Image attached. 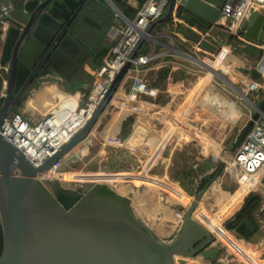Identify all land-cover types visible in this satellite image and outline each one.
Here are the masks:
<instances>
[{"label":"water","instance_id":"95a60500","mask_svg":"<svg viewBox=\"0 0 264 264\" xmlns=\"http://www.w3.org/2000/svg\"><path fill=\"white\" fill-rule=\"evenodd\" d=\"M2 6H13L17 12L7 17L10 24L0 59L6 76L0 126L44 80L69 83L104 43L112 22H122L120 17L111 19V13L123 14L113 0H0ZM221 8L222 3L207 0H170L147 33L156 36V31L178 21L185 37L215 53L218 46L202 38L201 32L214 26ZM243 27L248 38L261 39L264 13L252 10ZM145 41L138 44L131 60L136 59ZM131 60L84 126L38 167L0 133V264H186L188 258L212 262L221 254L215 242L225 231L244 240L258 232L259 227L247 213L260 203L264 181L215 232L204 227L194 212L215 184L222 186L221 173L254 122L264 116V101L256 105L252 118L223 148L210 168L212 172L200 175L195 183L201 186L187 193L192 201L178 210L181 221L170 232L155 227L134 205L131 190L120 193L103 178L77 191L65 189L54 179L50 189L41 179L57 162V171H66V158L71 153L82 161L88 158L94 144L93 130L130 76ZM251 75L259 79L260 67L251 69ZM223 79L251 101L231 81ZM73 102L76 109L77 102Z\"/></svg>","mask_w":264,"mask_h":264},{"label":"rangeland","instance_id":"374dc122","mask_svg":"<svg viewBox=\"0 0 264 264\" xmlns=\"http://www.w3.org/2000/svg\"><path fill=\"white\" fill-rule=\"evenodd\" d=\"M16 12H17V10L12 6L7 17H10L11 15L13 16ZM235 42H239V40H236ZM224 45L228 46L229 44H224ZM245 45L247 46L248 44H245ZM245 45L239 43L236 48H243V47H245ZM242 51H244V50L236 51V49H235L233 51V54L238 59L236 61H240V60L244 61V58H247L246 65L243 66L241 69L236 68L235 64H231L228 61L230 58L229 56H227V58H224L225 60H222L221 58H223V57H221V55H218V58L220 59V60L219 59L218 60L221 61L222 63H228L229 65H231L233 70L236 68L238 73L248 76L247 74L249 73V69H251V67L254 66L255 63L257 62V52L253 51L251 53H248V52L243 53ZM223 53H225V52L223 51ZM215 55H217V53ZM183 57L188 59V56H183ZM176 58L178 60L182 59L178 55ZM207 58L214 60L213 56H208ZM188 61L189 62H187L183 59L182 63L180 65L176 64V67L181 68L180 71L177 70L176 67H175L176 69L170 68L168 70L170 73L167 75L169 80L166 77L165 80L158 81L157 85H154L153 83L159 79L160 72H159V75L147 72L146 75L143 77V82L146 84L147 91L149 92V93L147 92L148 94H146V95H149L151 93L152 94H155V93L159 94V92L163 93L166 96L169 95L170 96L169 100L161 101V102H166V103L170 102V106L168 105L169 109H168V106L165 108L166 109V117H164V119L163 118L162 119H156L155 116L153 115L154 114L153 112L152 113L150 112L151 115H149L148 113L143 114L140 111H136L137 108H133L130 111L126 112V114L124 116L125 120H123L122 123H126L131 118H133V119H136V121L140 122L139 124H143V125L149 127L150 129L155 130L153 132H156L159 130L155 134L153 140H150V138H148L147 136H143V134H145V131H147L148 129H146L145 127H140V128H144L141 130L146 129L143 134L140 133V136L142 135V137H145L144 143H143L144 145L141 148L142 149L141 154L132 153L130 151L131 149L130 150L124 149V152H126L125 155L118 156V154L115 151L117 148H115L111 145V146H108L106 148V150H105L106 152H105V154H103L104 157L100 159V156H99L100 154H98V153H100L99 148L101 146L102 141L99 138L97 141V144H93L92 149H91V154L88 156L87 159H85L83 161L80 159H77L73 153L69 154L66 158L68 161V164H69L66 171H69L72 173H74L75 171H80V170L81 171L83 170L85 172H96V173H100L101 171H105V172L108 171L109 174L114 173V172L130 171L133 174H135V176L137 174L142 173V174H140L142 176V178L145 176H153L155 178L158 177L159 181H161V182L163 181V182L158 188L156 187L157 189L155 188L154 190H152L150 192V194L148 193L147 194L148 197L145 195L146 186L144 184H143V186H140V188H139V186L135 187V185H134L135 183L132 182L133 185L131 187V185L129 184L130 181H127V179H125L126 189H120L121 184H118L119 187H116V186H113V187L116 188L120 193H123V194L126 193L128 190H131V188H134V190H131L132 194L130 196V200L134 203L135 206H136V201H137L136 207L139 210H141L148 217L150 222H151L150 218L153 217L156 220V223L158 225L161 224L164 228H170L172 226V220L180 216V213L178 210L181 211L182 207H183L182 205H184V204H181L182 201H179L178 197L175 198V194L179 193L178 192L179 188L181 191H183L182 194H184V192H185L186 198L188 199V197H189V195L187 194L188 187H190V188L194 187L193 181H190V182L186 181V179H184V176H182L178 180L177 179L175 180L173 178V175H175V173L177 171H179L180 169L182 170L186 166L194 165L195 163H197L196 161H198L197 160L198 157L202 156L204 154L203 149L206 146L209 147L210 144L213 143L212 141H214V140L210 141L211 139L210 140L207 139L201 131H199L197 128H195V125H197L198 122L200 121V120H196L197 118H195V115H197L196 117H200L199 111L201 113H207L206 116H209L211 113H214L215 117H217V118L214 119V122L212 123V126L210 128L216 129L215 132L219 131L225 125L222 136L219 139V142H221V143H218L219 145L216 144L213 151H212V153H215L214 156L212 154L211 155L210 154L204 155L205 160L201 164V167L204 169V171H203V173H204L206 171L211 170L210 164L212 163V165H213L214 164L213 161L214 160L216 161L217 157H220V155L223 151V148L232 139L237 137L238 132H240V130H242L245 127L246 122L249 120L248 119L249 115L251 113H255V110H256V107H254L248 99H246L244 96H242V95L238 94L236 91H234L228 85V83H226V81H224V79L222 77L211 73L208 69L204 68L203 66H201L198 63L190 61L189 59H188ZM203 61L205 63L209 64L210 66L214 67V68L216 67V65L213 64L214 62H211L207 59H204ZM216 62H217V60L215 61V64H216ZM184 67H188L192 72H194L196 74L195 77L193 75V76H191L190 79L187 80V83H185V86L190 84V88H191L190 90H192L196 87L195 85H197L199 82H202L203 84H205L206 89H207L206 94L203 95V97H202V100L195 101L194 104L192 103V107H190V109L193 107H195V108L193 111H191V114L189 117L181 115V110L183 108H186V107L189 108L190 103L188 100H189L190 90L188 91V89L185 86H184L185 88H183V87L181 88L179 86L180 83L177 82L178 81L177 80L178 72H182ZM221 68H222V65L219 66L217 68V70L222 73L223 77H225L227 80L231 81L235 86H237L241 91H243L247 95V97H249L252 100L253 94H251V93L252 92H258V89L256 86H254V88H251L249 86L250 82L252 81V80H250V77L244 78V82H243V80H241V78L238 77V75L236 73L233 74V72L231 70L225 73V71H223ZM141 71H139L138 73L142 74ZM132 73H136V72L133 71ZM246 83H248V86ZM202 94H204V93H202ZM207 94H209L208 97H206ZM115 95H114V97H115ZM263 95H264V91H263ZM114 97L112 98L113 102H111V104H109V106L106 109L107 115L99 123H97V125L95 126V128L93 130V132L95 134L98 133L99 135H103V136L106 135L108 133L107 128L110 125L109 122L112 120H117L116 115L120 111V107H119V105H117V106L115 105ZM147 97H149V96H147ZM172 97H173V100H172ZM165 99H166V97H165ZM231 99L232 100L234 99V101L236 103L232 102ZM143 101L147 102V106L148 105L152 106V104H153L148 99H143ZM207 101L209 102V105L207 104L208 103ZM263 101H264V99H263ZM178 103H180V104H178ZM213 103H216L215 104L216 107H214L212 110H209L210 105L211 104L213 105ZM144 104H146V103H144ZM244 104L247 105L248 108L249 107L250 108H249V110H246L247 112H243V116H242V118H240L242 112L240 110H238V108H236V105L243 106ZM256 105H257V103H256ZM216 109H217V112H216ZM197 110H198V112H197ZM31 111H32L33 115H35V113L36 114L38 113L35 110H33V108ZM46 114H48V112H46L45 114L38 113L36 115V117H38V119H39V118L44 117ZM179 115L181 117L182 116L184 117L181 122L179 120ZM172 117H173V119H172ZM162 120L164 121V123ZM238 120H239V122H238ZM263 120H264V118H263ZM136 121H134V122H136ZM120 122H121V120H119V124H120ZM204 123L206 124V125H204V127L205 128L208 127L207 125H209L208 124L209 122H204ZM236 123H237V126L234 129L235 131L232 133L230 138H228ZM132 125L133 124H131V125L128 124V126H127L125 124V128L122 129V132H121L122 135L123 134L126 135L128 133L126 135L128 137L130 135V133H133V130H134L133 128L138 127V126H142V125H138V126L133 127ZM199 126H201V125H199ZM115 128H114V130L116 131ZM182 132H186L185 134H188V139H185V138H183L185 140L182 139V137L180 136V134H182ZM136 133H137L136 130H134L133 134L136 135ZM214 134L216 135V133H214ZM122 137L120 138V136H119L118 139L117 138L114 139L110 144L120 146V144H122V142H121ZM169 137L171 138L170 139L171 142L168 145L167 149L163 152V150L167 146L166 143L164 142V139H168ZM126 138L124 137V140ZM154 141L161 143V144H164V143L165 144H164V147L160 146V147H162L161 150L159 149L157 151V154H156L157 159H155L154 162H151L150 160L154 159V154L151 153V151H150L151 147L150 146L151 145L153 146ZM147 143H149L148 144L149 147L146 146ZM126 146H127V144H126ZM175 146H176L177 150L170 157L169 156L170 150H172L173 147H175ZM211 147H212V145H211ZM216 149H217V151H214ZM239 149H240V147L238 148V150ZM120 152H122V150H120ZM160 155H161V157H160ZM169 157L171 160L167 159ZM92 158H95V159H92ZM141 160L150 161L148 164L149 166L143 165V163L140 162ZM88 161H91V162L88 163ZM236 162H238V161L236 160ZM153 165H157V167H155V169L152 170V172H151L152 174H150L149 172H147V173L141 172L143 170V166H145V167H147V169H149ZM147 171H149V170H147ZM234 171H235V168H233V166H232V159H231L227 162V164L224 167V171L221 173V177H220L221 180L224 182L226 177L229 176L230 173H232V172L234 173ZM66 173L63 174V177H65ZM200 173H201L200 175L203 174L202 172H200ZM83 175H84L83 173L78 175L77 180H79ZM101 177L99 176L98 179H100ZM196 177H197V174H195L193 176V180ZM243 178L245 179V177L243 175H241L240 177H234V181H232V184H228V185L223 184L221 186V188L223 190H225L226 192H229V194L230 193L234 194L235 192H237L239 186L244 181ZM50 179L56 180L57 184L64 187L65 189H71L73 191L78 190L79 187L83 186L84 184L96 183L93 181L77 182V180L57 179V178H54L53 173H51V171H49L45 175L44 182L46 183V185L50 189H52V186L50 185V181H51ZM259 180H257V182ZM171 182H173V185H171ZM257 182L254 183V187H256ZM226 183H228V181H226ZM169 187H170V190L168 189ZM162 194L166 195L163 201H161V199H162L161 195ZM192 195H193V193H192ZM243 203H244V201H242L240 208L242 207ZM215 209H216V207H215ZM144 210H146L147 213H145ZM234 213H232L231 215H233ZM231 215L226 217L223 220L224 222L222 221V223H225V221L227 219H229V217H231ZM202 225L204 227H206L204 224H202ZM262 237H264V232L258 231L251 238H249L248 243H250V244L242 245V247H239L237 245H226L222 241L217 239V241L215 242V245H217V247L221 249V254L219 255L217 260L212 261V262L211 261H207V262H208V264H252L250 262H251V259H253V256L255 254V253H253V250L259 244L257 239L260 238L259 240H261ZM237 238L242 239L240 237H237ZM243 248L247 249V250L245 249L247 254L250 255V253H252L251 258H249L250 256H248V257L246 256L247 258H249V260H245L246 263H242L243 260H241L237 255V253L241 252V250ZM263 254H264V251L262 253H260V255L258 257H257V255H255L257 262H255L253 264H264V255ZM199 261H201V259L194 258L193 261L190 262V264L191 263L196 264Z\"/></svg>","mask_w":264,"mask_h":264},{"label":"crops","instance_id":"0c3cea01","mask_svg":"<svg viewBox=\"0 0 264 264\" xmlns=\"http://www.w3.org/2000/svg\"><path fill=\"white\" fill-rule=\"evenodd\" d=\"M143 1L144 0H113V2L115 3V5L127 17H128V15L124 11L125 10L126 11L128 10V12H129L130 9H133V10H135V12H137V9L143 3ZM207 1H209V2H211L213 4H217V3H222L223 2V0H207ZM123 6H125V7L123 8ZM10 17H12V15ZM110 17H111V19H114L116 17L115 16V12L111 13V16ZM260 23L261 22L259 21V24ZM9 24L10 23L8 22V20H6L5 24L0 29V59H1V54H2L3 47L5 45V39H6L7 31H8V28H9ZM117 24L118 23H116L114 21L112 22V25H117ZM180 24H182V23H180ZM180 24H179L178 21H173V22H170L169 23V28L168 29H163L161 32H157L156 31V36L159 38V40L161 39L163 41L162 43L161 42H159V43L158 42L157 43H152L150 41H145V43L141 47L140 51L142 49L147 50V52L153 51L157 55V57L149 65H146L145 67L142 68V71H141L142 74H139L138 73V75L140 77L143 78L146 75L147 72L148 73H153V74H158L159 75V72H161V71H164V70L165 71L166 70L168 71L170 68H175L176 67V64L177 65H180L182 63V60L183 59L185 61L189 62L188 59L184 58L182 55L179 54L178 50H182V51L186 52L187 54H193V55H196V56H200L201 55L202 52L195 46V44L191 40H189L187 37H185L180 32V30H179L180 29ZM206 30H208V29H206ZM212 33L214 35H216V36L219 37L218 40L211 39L212 40L211 42H213L214 44H216L218 46V50L215 53H217V54L219 53V55H221V57H223V58H227V56H229L230 58H229L228 61L231 64H235V67L238 68V69H241L243 66L246 65L247 58H244V61L243 60L236 61L238 59L233 54V51L238 46L239 42H235L234 40H231V39L230 40L229 39H225L224 41L221 40L222 37H223V33L219 29H217V28H214L212 30ZM259 37L257 36L256 39H251V40H254L256 42H261V43L264 42V34H263V36H261V39ZM224 44H229V45L228 46H225ZM114 45H115V41L111 40L107 36V34H106V37L104 39V43L102 42L100 48H98L96 50V52L94 53V55L89 60H87L85 62V64L81 68V70L73 77V79L69 83H61V82H58L57 80H49V79L44 80L43 82H41L39 84V86L36 89H33V92H32V94H30L29 97H27V98H25L23 100L22 104L18 107V110H20L23 113H25V115L31 121L37 122L39 119H41V118L38 119V117H36V115L38 113H42V114H45L46 112L50 113L51 111H53L57 107L61 106L62 105V102L58 101V97H57V92L58 91L57 92H53L52 97L50 99L46 100V101H43V103H39V102L38 103H35L34 101H31V100H35L36 98H39L40 102H42L43 95L45 94V91H47L49 89H52V88H56V87L60 88L61 90L64 91V93H66L67 95H69V97H70L69 103H74L73 101H76L78 103V106L79 107L82 106V105H84V103L88 99V93H89L88 87H90L92 85V83L94 82V80H95V76H94L95 71L100 66L107 65L110 62V60L112 58V54H113V47H114ZM243 48H238V49L239 50H244V51H242L243 53H246V52L251 53L253 51L254 52H257V62L255 63L254 66L251 67V69L257 68V67L259 68L261 66H264V51H262L259 47H256L254 45H247V46L245 45V47H243ZM223 51L225 53H223ZM177 55L179 57H181L182 59L181 60H178L176 58ZM213 64L216 65L217 68L222 65V68L221 69L223 71H225V73L231 70L233 72V74L236 73L238 75V77H240L241 80H243V82H244V78H246V77H248V78L250 77V80L253 79L252 78V75H251V69H249V73L247 74L248 76H246V75H243V74L238 73L237 70H236V68L233 70V68L231 67V65H229L228 63H222L220 61V62H216V64L214 62ZM0 66H1V63H0ZM188 67H184L183 68V70H182V71H184V74L183 75H182L181 72H178V77H177V80L178 81L177 82L180 83L179 86L181 88L182 87L183 88L186 87V88L191 89L190 88V84H188L187 86H185V83H187V80L190 79L191 76L194 75V77H195L196 74L194 72H192ZM216 67H215V69H217ZM176 68L179 71L181 69V68H178V67H176ZM0 73H2L5 76V72H4L3 69L0 71ZM169 73L170 72L168 71V74ZM134 75H136V73H132V76H134ZM166 77L169 80L168 76H166ZM165 78H164V80H165ZM5 80H6V76H5ZM195 86L196 87L193 89L194 95H192V97H190V95H189V100H188L189 103H190L189 108L186 107V108H183L181 110V115H183V116L189 117L190 114H191V111H193L194 108H195V107H193V108L190 109V107H192V103L194 104L195 101L202 100L203 95L206 94V90L207 89H206L205 84H203L202 82H199ZM202 93H204V94H202ZM157 94L156 93L155 94H152L151 93L149 95H142V94L135 95V93H133V91H132V81L130 79H126V81L123 82L121 90L114 97L115 105L116 106L119 105V107H120V111L116 115L117 120H112V121L109 122L110 125L107 128L108 133L106 135L103 136V135H99L98 133H96V134L94 133L95 134V137L93 139V141H94L93 143L94 144H97V141H98L99 138L102 141L101 142V146L99 148V151H100V155H99L100 156V159L104 157L103 156V151L106 152L105 151L106 148L108 146H111V145L113 147L117 148L115 151L118 154V156L125 155L126 152H124V149H128V150L131 149L130 151L132 153H136V154L139 153V154H141V152H142V149L141 148L144 145L143 143H144V138L145 137H142V135L140 136V133L143 134L144 131L146 129H148L147 131H145V134H143V136H147L148 138H150V140H153L155 134L159 130L156 131V132H153L155 130L150 129L149 127H147V126H145L143 124H139L140 122L136 121V119H133V118H131L126 123H122V121L125 120V117L124 116H125L126 112L130 111L133 108H137L136 111H140L143 114H147L148 113L149 115H151V113L153 112L154 113L153 115L155 116L156 119H162V118L164 119V117H166V109L165 108L168 105L170 106V102L169 103H166V102H159V103H157L156 102L157 101V97H158ZM251 94H253L252 101L255 104V106H256V103H257V106H258V105H260L263 102V99H264L263 93H261V92H252ZM208 95L209 94H207L206 97H208ZM147 96H149V97H147ZM163 97H166V99L164 98L161 101H167V100H169V97L170 96L169 95L166 96V95L163 94ZM143 99L150 100L153 103L152 106L151 105H148L147 106V102L146 101H143ZM172 100H173V97H172ZM232 102H235L234 99L232 100ZM144 103H146V104H144ZM29 104H35L39 108V110L38 109L35 110L36 112H38L37 114L36 113H35V115L32 114V111H30L31 109H28L29 108ZM178 104H180V103H178ZM207 104L209 105V102ZM215 104L216 103H213V105L211 104L210 107H209V110H212L214 107H216ZM169 106H168V109H169ZM236 108H238V110H240L242 112L241 113V116H240V118H242L243 112H247L246 110H249L250 107L248 108L247 105L244 104L243 106L236 105ZM73 111H74V109H72V112ZM197 112H198V110H197ZM216 112H217V109H216ZM206 114L207 113H201L199 111L200 117H196L197 115H195V118H197L196 120H200L198 122V124L195 125V128H197L199 131H201L207 139H209V140L211 139L210 141L214 140V141L217 142V139H216L215 134H214V131L216 129L210 128L212 126V123L214 122V119H216L217 117H215L214 113H211L209 116H206ZM253 114L254 113H251L250 115L253 116ZM250 115L248 117L249 120H250ZM183 116L181 117L179 115L180 122L184 118ZM261 118H262L261 120H263L264 117L261 116ZM172 119H173V117H172ZM119 120H121L120 124H119ZM239 120H238V122H239ZM134 121H136V122H134ZM204 122H209L208 123L209 125H207L208 127H206V128L204 127V125H206ZM247 122H246V124H247ZM163 123H164V121H163ZM237 123L235 124V126H234V128H233V130L230 133V135H229L228 138H230V136L232 135V133L235 131L234 129L237 126ZM125 124L127 126H128V124L129 125L133 124L132 125L133 127L138 126V125H142V126H138V127L133 128L137 132L136 135L133 134L134 133V130H133V133H130V135L127 137L126 135L128 133L126 135H124V134L122 135V133H121L122 132V129L125 128ZM199 125H201V126H199ZM140 127H145L146 129L145 130H141V129H144V128H140ZM114 128L116 129V131L114 130ZM119 136H120V138L123 136L122 137V141H121L122 144H120V146L119 145L116 146V145L110 144L114 139H116V138L118 139ZM124 137L125 138L127 137V138L124 140ZM218 143H221V142L218 141L217 143H215V145L218 144ZM126 144H127V146H126ZM148 144L149 143H147L146 146H148ZM169 144L170 143H168V145ZM168 145L165 147V149L163 150V152L167 149ZM211 145L212 144H210V147H211ZM215 145H214V147H215ZM214 147H213V149H214ZM245 147L247 148V147H249V145L246 144ZM207 148H208V146H206L203 149V152H205L204 150L207 149ZM120 150H122V152H120ZM176 150H177L176 149V146L173 147V149L170 150V153L171 154L169 156L171 157ZM214 151H217V149L214 150ZM209 154L210 155L212 154L214 156L215 153L210 152ZM242 155H243V153L240 156H242ZM170 157L167 158V159L169 160ZM203 157L204 156H199L198 157V159H197L198 161H196L197 163L194 164V165H197L196 167H194V165H191L195 170H197L199 167H201L202 162L205 160V157L204 158ZM92 159H95V158H92ZM256 160H258V163H255V165H257V166H261L262 163L264 162V159L263 158L262 159L258 158ZM89 162H91V161H88V163ZM213 162H215V160ZM210 166L212 167V163L210 164ZM155 167H157V165H153L149 169H147V167L143 166V170L141 172H144V173L149 172L150 174H152L151 172H152L153 169H155ZM249 168H250V166H249ZM147 170H149V171H147ZM203 171H198L197 170V177H196L197 179L195 178L196 180L195 179L192 180L193 181V184H194V187L193 188L188 187V192L189 193L192 192L193 190H195L198 186H201V185L196 186L195 181H198L199 180L200 174H201L200 172L203 173ZM75 172L83 173L84 174L77 182H89V181L95 182V181H97V179H98L99 176L100 177L101 176H105V177H108V179H110L111 181H113V180L116 181L118 178H120L121 176H123V177H125L127 179V181H130L129 184L131 185V187L133 185L132 182H134L135 183L134 184L135 187H137L138 184L147 185L146 182L149 180V178H153V176H145V177L142 178V176L140 175L142 173L137 174L135 176V174H133L130 171L114 172V173H110V174L108 173V176L107 175H104V174H101L102 171L100 173H96V172H85L83 170L82 171L81 170L80 171H75ZM207 172L210 173L212 171L209 170V171L204 172L203 174H205ZM236 174H237L236 171H234V173L233 172L230 173V175L226 177V179L224 180V182L221 180V185H223V184H225V185L232 184V181H234V177L239 176V175L236 176ZM155 179H157L159 181V178L158 177L155 178ZM245 180H246V178L244 179V181ZM200 181H202V179ZM226 181H228V183H226ZM262 181H264V175L256 183V187H254V184L252 183V185H250V187L247 188V191H244L245 193L243 192V195H242L243 198H241V199H243L242 201H244L243 205H245V203L247 202V200L249 199V197L251 196V194L261 184ZM161 184H162V182L159 181V184L157 185V188ZM242 184H243V182H242ZM242 184L239 186L237 192L240 190ZM140 186H143V185H140ZM132 189L134 190V188H132ZM150 192H151V190H148V187H146V189H145V195L147 196V194L148 193L150 194ZM237 192H235L236 195L238 194ZM178 196L181 199H184L186 201V196H183V194L178 193ZM189 197H190V195H189ZM247 216L252 220V222L254 224H256L259 227V230H258L259 232H264V195L261 198L260 203L254 209H252L251 211H249L247 213ZM252 236H250L249 238H251ZM249 238L246 239V240H244V239H241V240H243L244 242H246L248 244ZM259 239H257L258 240V243H260L261 240H264V237H262L261 240H259ZM263 245H264V243H262L261 246H263Z\"/></svg>","mask_w":264,"mask_h":264},{"label":"built area","instance_id":"2783aa9c","mask_svg":"<svg viewBox=\"0 0 264 264\" xmlns=\"http://www.w3.org/2000/svg\"><path fill=\"white\" fill-rule=\"evenodd\" d=\"M22 1L26 2L28 0ZM169 2L170 0H144L137 9L134 18H129L116 11L115 16L120 17L122 22L117 25H111L107 32V36L115 41L112 58L107 65H102L96 69L94 74L95 80L92 85L88 87V99L84 105L79 107L77 103L76 109L70 112L69 115H65V113L70 108L59 106L37 122L31 121L22 111L15 110L0 126V133L3 137L21 150L33 165L37 167L41 165L74 133L84 126L86 122L81 121L84 118L85 112L91 111L93 113L95 111L109 92L115 77L125 64L131 60L132 53L142 39L152 43L160 42L157 36L147 33V28L151 23L162 16ZM11 7L12 6H2L0 8V29L5 24ZM252 10H259L264 13V0H223L219 17L212 28L201 32L202 38L208 39L209 41H212L211 39L218 40L219 37L212 33V30L217 28L223 33L221 39L223 41L225 39L234 41L239 40L240 44L254 45L264 51V42L261 43L249 39L243 27L244 21L251 14ZM194 44L202 52L200 56L194 55L196 56L195 58L201 60L207 59L211 62H215L218 59L219 54L215 55L216 53L207 50L199 43ZM178 52L182 56H189V54L182 50H178ZM208 56H213L214 60L207 58ZM156 57L157 55L153 51H149L145 54L139 52L136 59L131 60V74L126 79L132 81V91L135 95H146L149 93L146 84L143 82V78L138 75V72L146 65H149ZM2 69L3 68L0 66V71ZM133 71L137 73L134 76H132ZM260 71V78L257 80L251 79L252 81L249 86L251 88L256 86L258 92L263 93L264 66L260 67ZM246 84L248 86V83ZM4 89L5 81L3 90L0 94L1 100H3L4 97ZM250 102L256 107L252 100ZM251 118L252 116H250V119ZM261 119L260 117L254 122L240 146V149L237 150L232 158V166L237 172L236 176L239 175L237 177L243 175L246 178L249 176V168L247 166H249V163H255L256 157L254 156L264 159V120ZM247 143H249V147L246 148L245 146ZM242 153L243 156H240ZM236 160L238 162H236ZM59 164L60 162L53 164L52 167L41 176V179L44 181L45 175L49 171L53 174L58 172L57 168ZM196 166L197 165H194V167ZM161 196V201H163L166 195L162 194Z\"/></svg>","mask_w":264,"mask_h":264},{"label":"bare ground","instance_id":"6f19581e","mask_svg":"<svg viewBox=\"0 0 264 264\" xmlns=\"http://www.w3.org/2000/svg\"><path fill=\"white\" fill-rule=\"evenodd\" d=\"M190 58L192 60H194L195 62H197L198 64L202 65V66L204 65V66H206L208 68H211L212 69V70H210L211 73L216 74V75H218V76H220L222 78H225V77H223V75H222V73L220 71H218L214 67L210 66L209 64L205 63L203 60H201L199 58H195V57H190ZM187 89L190 90L189 88H187ZM53 92H57L58 101L62 102V105L61 106L70 108L65 113V115H69V113L72 112V109L75 108V104L74 103H69V99H70L69 95H67L66 93H64V91L61 90L58 87L52 88V89H49V90L45 91V94L43 95L42 102H40L39 98H36L35 100H31V101H34L35 103H38V102L39 103H43V101H46V100H48V99H50L52 97ZM118 92H117V94H118ZM189 95H190V97H192V95H194L193 89L190 90ZM32 108H33V110H36V109L39 110V108L35 104H29V108L28 109H31L32 110ZM91 115H92V112L91 111L85 112L84 118H83V120L81 122H86L91 117ZM224 127H225V125L219 131H216V132L214 131V133H216L215 137L217 139V142L219 141L220 137L222 136ZM185 133L186 132H182V134H180V136L182 137V139L183 138L188 139V134H185ZM170 139H171L170 137L168 139H164V142L166 143V145H168V143L171 142ZM185 139H183V140H185ZM217 142L216 141H213L212 147H214L215 143H217ZM164 144H161V143H158V142L154 141L153 142V146L152 145L150 146L151 147L150 148V151H151V153L154 154V159L152 158L153 160H150L151 162H154V160L157 159L156 158L157 151L159 149L161 150L162 147H160V146H163L164 147ZM247 144H249V143H247ZM212 147L209 146L207 149H205V152H209V151L212 152L213 151V148ZM222 153H223V151H222ZM222 153H221V155H222ZM98 154H100V153H98ZM103 154H105L104 151H103ZM160 157H161V155H160ZM254 157H256V159H258L257 156H254ZM150 161L141 160L140 162H142L143 165L149 166L148 164H149ZM255 163H258V160L255 161ZM255 163L254 164L253 163H251V164L249 163V166L251 168H249V166H247L249 168L248 169L249 176L246 177V180L245 181H243V184H242L240 190L237 192L238 193L237 195L235 193L234 194H229V192H226L225 190H223L221 188V186H219L218 184H215L213 186V188L211 189V191L208 194H206L202 198V200L198 203V206L196 208V211L194 212V216L199 220V222H201L202 224H204L211 232H215L219 227H221L223 225L222 221L226 217H228L229 215H231L232 213H234L241 206L242 200H243V199H241V198H243L242 197L243 192L244 191H247V188L250 187V185H252V183L254 184L255 182H257V180H259L260 178L263 177V175H264V162L262 163L261 166H257V165H255ZM64 173H66L65 174V177H63V174ZM80 174L81 173H78V172L72 173V172H69V171H58V172H55L53 174V177L54 178H57V179H62V180H68V179L69 180H77V177ZM101 174H104V175H107L108 176V172H105V171H102ZM102 178L105 179L112 186L119 187L118 184H121L120 189H126V184H125V179L126 178L123 177V176H121L120 178H118L116 181H114V180L111 181L110 179H108V177L102 176L100 179H98L95 182L98 183ZM146 183L148 185V190H151L152 191V190H154L157 187V185L159 184V181L153 177V178H149V180ZM140 185H143V184H138L139 188H140ZM147 185H145V186L147 187ZM171 185H173V182H171ZM168 189L170 190V187ZM131 190H133V189L131 188ZM178 192L181 193V194L183 193V191H181L180 188H179ZM183 196H186L185 192H184ZM177 197H178L179 201H182V202L185 201L184 199H181L178 196V193L175 194V198H177ZM189 204H190V202L187 205H189ZM136 206H137V201H136ZM185 207H187V206H185ZM215 207H216V209H215ZM144 212L147 213L146 210H144ZM150 219H151V223L155 227H157L158 229H160L162 231H165V232H170V231H172L180 223V221H181V214H180L179 217H177V218H175V219L172 220V226L170 228H164L161 224L158 225L156 223V220L153 217H151ZM217 239H219L220 241H222L226 245H237L239 247H242V245L247 244L243 240L236 238L235 235L232 234L231 232H229L228 230L225 231ZM262 243H264V240H261V242L258 244V246L253 250V253H255V254L253 256V259H251V262L250 263L253 264V263L257 262V259H256V256L255 255H257V257H258L260 255V253H262L264 251V245L261 246ZM248 244H250V243H248ZM245 249L246 248H243L241 250V252H238L237 253L238 257L241 260H243L242 263H246L245 260H249V258H251V255H252V253H250V255L247 254V252L245 251ZM246 256L247 257L250 256V257L247 258ZM192 261H193L192 258H188L186 264H190V262H192ZM191 264H193V263H191ZM196 264H208V262L201 260V261L197 262Z\"/></svg>","mask_w":264,"mask_h":264},{"label":"trees","instance_id":"16d2710c","mask_svg":"<svg viewBox=\"0 0 264 264\" xmlns=\"http://www.w3.org/2000/svg\"><path fill=\"white\" fill-rule=\"evenodd\" d=\"M120 7V6H119ZM125 6H123V8H124ZM127 15H128V17L129 18H134L135 17V14H136V12H135V10H133V9H130V11L128 12V10L126 11H124ZM239 49L238 48H236V51H238ZM240 51V50H239ZM140 53L141 54H145V53H147V50H145V49H142L141 51H140ZM219 59V58H218ZM222 60H225L224 58H221ZM220 60V59H219ZM217 62H220V61H218L217 60ZM218 65V64H217ZM167 74H168V71L166 70H164V71H161L160 72V77H159V79L157 80V81H155L153 84L154 85H157L158 84V81H163L164 80V78L167 76ZM4 80H5V76L2 74V73H0V94H1V92H2V90H3V86H4ZM158 97H157V103L158 102H161V100L162 99H164L165 97H163V94L162 93H159V95H157ZM0 102H2V100L0 99ZM18 110V109H17ZM198 171H203L204 169L202 168V167H199L198 169H197ZM197 170H195L191 165L190 166H186V167H184L182 170L180 169L179 171H177L176 173H175V175H173V178L176 180H178V179H180L182 176H184V179H186V181H192L193 180V176L195 175V174H197Z\"/></svg>","mask_w":264,"mask_h":264},{"label":"flooded vegetation","instance_id":"af4514ba","mask_svg":"<svg viewBox=\"0 0 264 264\" xmlns=\"http://www.w3.org/2000/svg\"><path fill=\"white\" fill-rule=\"evenodd\" d=\"M191 200H192V197H188V199L186 201H184V202H181V204H184V206H186L189 202H191ZM198 245H199V241L194 244V247H197Z\"/></svg>","mask_w":264,"mask_h":264}]
</instances>
